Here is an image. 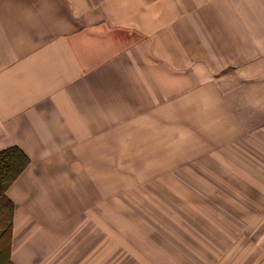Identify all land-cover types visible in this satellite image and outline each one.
Listing matches in <instances>:
<instances>
[{"label":"crops","instance_id":"obj_1","mask_svg":"<svg viewBox=\"0 0 264 264\" xmlns=\"http://www.w3.org/2000/svg\"><path fill=\"white\" fill-rule=\"evenodd\" d=\"M12 147L13 264H90L123 179L264 198V0H0Z\"/></svg>","mask_w":264,"mask_h":264},{"label":"rangeland","instance_id":"obj_2","mask_svg":"<svg viewBox=\"0 0 264 264\" xmlns=\"http://www.w3.org/2000/svg\"><path fill=\"white\" fill-rule=\"evenodd\" d=\"M178 181L123 179L102 210L113 223L106 244L92 236L89 263L264 264V198L221 184L193 191L190 180L186 193Z\"/></svg>","mask_w":264,"mask_h":264},{"label":"trees","instance_id":"obj_3","mask_svg":"<svg viewBox=\"0 0 264 264\" xmlns=\"http://www.w3.org/2000/svg\"><path fill=\"white\" fill-rule=\"evenodd\" d=\"M28 164V159L18 148L0 152V264H13L11 238L14 205L5 194Z\"/></svg>","mask_w":264,"mask_h":264}]
</instances>
